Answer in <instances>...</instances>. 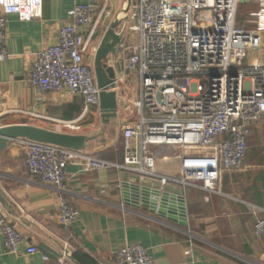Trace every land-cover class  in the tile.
Returning a JSON list of instances; mask_svg holds the SVG:
<instances>
[{
    "label": "built area",
    "instance_id": "1",
    "mask_svg": "<svg viewBox=\"0 0 264 264\" xmlns=\"http://www.w3.org/2000/svg\"><path fill=\"white\" fill-rule=\"evenodd\" d=\"M43 0H0V62L8 58L5 47L7 17L21 22L40 16ZM253 4L246 27L237 25L240 4ZM105 7L76 4L59 28L57 43L35 54L28 83L42 94L66 91L83 100L84 111L99 106L92 63L98 29L110 20ZM254 27V28H251ZM125 34L106 65L116 74V85L136 77L139 99L130 112L132 121L120 124L123 161L97 159L82 151L17 140L26 150L25 165L31 179L58 194L59 224L67 228L79 217L65 194V168L82 172L115 169L165 186L194 187L219 193L222 172L239 170L247 151L251 126L264 117V0H130ZM132 41V42H131ZM258 53V54H257ZM263 53V54H262ZM261 58L259 55H261ZM120 72L122 77H118ZM77 131L75 121H59L55 131ZM174 148L183 161L178 175L156 170L150 148ZM198 152L202 161L185 159ZM257 216L254 238L264 237V210L249 205ZM0 235L9 254L23 242L0 209ZM30 247L27 254L36 253ZM56 261L73 264L64 245ZM113 264H154L139 244L116 250Z\"/></svg>",
    "mask_w": 264,
    "mask_h": 264
},
{
    "label": "crops",
    "instance_id": "2",
    "mask_svg": "<svg viewBox=\"0 0 264 264\" xmlns=\"http://www.w3.org/2000/svg\"><path fill=\"white\" fill-rule=\"evenodd\" d=\"M126 1L43 0L40 16L29 22L14 15L7 17L8 58L0 62V128L27 125L56 132L57 122L75 121L79 130L61 133L92 138L82 152L122 163L120 124L133 120L130 112L139 99L136 77L123 78L117 73L123 78L114 89L117 112L107 119L101 117L99 106L85 112L81 97L66 91L44 93L42 102L37 103L38 92L28 83L27 75L35 54L57 43L59 28L74 5L94 4L97 10L105 7L111 15L102 26L107 28ZM103 33L96 35L97 46ZM87 61L93 64L92 57ZM254 138L259 142L264 138V117L251 126L246 154ZM150 149L157 153L158 172L180 174L183 161L176 149ZM26 153L16 141L0 153V209L23 240L18 253L9 254L0 235V264H46L41 244L57 254L67 245L73 264H113V253L132 244L141 245L154 264H264V237L253 236L254 222L261 214L256 216L249 208L253 205L264 210V157L251 162L245 156L239 170L222 172L216 194L173 186L183 192L186 228L125 204L120 188L125 172L101 169L85 173L77 165H68L64 195L79 217L64 228L57 216L59 194L29 177ZM185 159L198 163L203 158L198 152H187ZM149 181L148 185L155 182ZM30 247H35L36 253L27 254Z\"/></svg>",
    "mask_w": 264,
    "mask_h": 264
},
{
    "label": "water",
    "instance_id": "3",
    "mask_svg": "<svg viewBox=\"0 0 264 264\" xmlns=\"http://www.w3.org/2000/svg\"><path fill=\"white\" fill-rule=\"evenodd\" d=\"M129 4L127 0L118 12L113 16L103 33L93 57V74L99 92V110L102 118H114L117 112V93L115 71L106 65L109 56L115 55L122 43L125 30L120 33L117 29L128 21ZM92 138L87 136H74L58 132L48 131L34 126H11L0 128V153L10 142L27 140L36 143L54 145L57 147L83 151L87 148ZM121 183V194L125 204L133 208H143L149 214L169 222L187 227V215L182 190L172 186L160 188L157 182L150 183L149 180L138 176H128L123 173ZM129 179V180H128ZM150 182V181H149ZM40 251L49 259L56 260L58 254L45 244H41Z\"/></svg>",
    "mask_w": 264,
    "mask_h": 264
},
{
    "label": "rangeland",
    "instance_id": "4",
    "mask_svg": "<svg viewBox=\"0 0 264 264\" xmlns=\"http://www.w3.org/2000/svg\"><path fill=\"white\" fill-rule=\"evenodd\" d=\"M256 10H257V8L253 4L242 3L239 6L238 16L242 18V21L244 23L248 20V14L250 12H255ZM237 22H240V21H237ZM244 24H246V23H244ZM237 25H238V23H237ZM238 27H240V28L244 27L245 28L246 25H238ZM251 28H254V27H251ZM105 29H106L105 27L100 28L98 31L97 37H99L105 31ZM262 54L259 55L260 58H261ZM89 58L90 57H88V59ZM249 149H250L249 150L250 152L246 154V159L251 161V162H253L255 160L261 161V159H263V157H264V138H262L260 142H259V140L257 141L255 138H254V140L252 139V142L249 146ZM153 154H154V156H157L156 152L155 153L153 152ZM174 187H178V186H174Z\"/></svg>",
    "mask_w": 264,
    "mask_h": 264
},
{
    "label": "trees",
    "instance_id": "5",
    "mask_svg": "<svg viewBox=\"0 0 264 264\" xmlns=\"http://www.w3.org/2000/svg\"><path fill=\"white\" fill-rule=\"evenodd\" d=\"M238 12H239V9H238ZM237 19H238V21H240V22H238V25H244V23H243V21H242V18H241V17H239V16H238V18H237ZM241 21H242V22H241Z\"/></svg>",
    "mask_w": 264,
    "mask_h": 264
}]
</instances>
